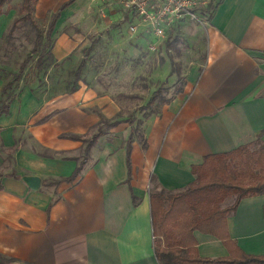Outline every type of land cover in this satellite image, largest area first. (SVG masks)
<instances>
[{
  "label": "crops",
  "instance_id": "1",
  "mask_svg": "<svg viewBox=\"0 0 264 264\" xmlns=\"http://www.w3.org/2000/svg\"><path fill=\"white\" fill-rule=\"evenodd\" d=\"M62 1L41 9L37 0L36 15L51 17ZM214 2L211 10H196L204 26L203 63L189 68L183 87L133 137L129 165L128 132L118 123L115 133L123 134H100L78 175L60 180L83 157L82 142L60 133H86L97 127L98 112L115 114L119 108L109 95L85 85L39 95L26 86L7 99L8 112L0 115V264H159L151 192L181 190L205 154L249 142L264 128V0ZM76 4L60 11L53 29ZM71 36L58 35L57 56L76 45ZM23 174L38 175V188ZM226 224L245 252L264 253V194L242 197ZM193 234L199 255L228 254L218 236Z\"/></svg>",
  "mask_w": 264,
  "mask_h": 264
},
{
  "label": "rangeland",
  "instance_id": "2",
  "mask_svg": "<svg viewBox=\"0 0 264 264\" xmlns=\"http://www.w3.org/2000/svg\"><path fill=\"white\" fill-rule=\"evenodd\" d=\"M59 1L40 0L39 3L41 9H46ZM20 4L21 0H8L4 8L9 10L0 14V107L26 86L39 95H54L85 85L95 95L112 97L118 111L110 117L102 115L110 120H121L119 126H124L128 133L132 129L133 137H138L143 124L163 105V99L171 98L183 87L189 68L204 61L205 36L201 17L181 15L172 18L164 22L162 34L155 37L143 28L136 10L123 0H77L68 17L51 32V54L38 60L41 46L34 41L35 31L27 23L18 21L11 38L5 40L12 20L21 12ZM42 13L36 15L34 11V17L45 31L51 12ZM119 20L121 23L116 24ZM132 23L137 24L136 32L129 29ZM61 32L71 37L74 34L77 41L69 52L57 56L54 47ZM27 54L31 58L18 74ZM82 59L84 66L75 83V70ZM154 91L153 100L147 103ZM116 125H103L101 134H106L107 138L123 134L115 133ZM98 127L97 123V127L82 135L87 139ZM81 144L80 158L85 142ZM232 199L228 196L222 204L230 203Z\"/></svg>",
  "mask_w": 264,
  "mask_h": 264
},
{
  "label": "trees",
  "instance_id": "3",
  "mask_svg": "<svg viewBox=\"0 0 264 264\" xmlns=\"http://www.w3.org/2000/svg\"><path fill=\"white\" fill-rule=\"evenodd\" d=\"M72 1H62L52 12L45 31H42L34 17L37 0H21V12L12 20L5 40L11 38L18 21H23L35 31L34 41L41 46L42 51L39 53L38 60L44 55H50L51 31L55 21L59 17L60 11ZM7 2L8 0H0V14L9 10L8 7L4 8ZM214 5V0H210L206 9L211 10ZM30 58V54L25 56L19 66L18 74L21 73ZM83 65L84 60L82 59L75 70V83L79 79L78 76ZM155 91L147 103L153 100ZM167 101L169 98L163 99V102ZM7 112V105L0 107V115ZM99 116V127L87 139L82 134L75 132L60 133L61 137L85 142L83 157L72 173L60 178V180L71 181L78 175L84 159L89 155L90 147L103 132V125L112 127L121 121L119 119L110 120L102 114ZM132 132L131 129L126 138V161L128 165L133 140ZM263 132L264 128L253 140L230 150L205 154L201 162L191 165V171L195 177L181 190L172 192L161 189L151 192L150 207L154 251L159 264H264V253L245 252L230 238L226 224V217L235 211L242 197L264 194V140L261 138ZM143 145L145 146V143ZM14 146L16 145L9 146L7 149L12 151ZM10 174L18 176L15 171H11ZM228 196L233 198L232 201L222 204ZM195 229L212 233L221 238L228 249V254L214 258L199 255L193 234Z\"/></svg>",
  "mask_w": 264,
  "mask_h": 264
},
{
  "label": "built area",
  "instance_id": "4",
  "mask_svg": "<svg viewBox=\"0 0 264 264\" xmlns=\"http://www.w3.org/2000/svg\"><path fill=\"white\" fill-rule=\"evenodd\" d=\"M122 1V0H121ZM126 5L133 7L155 37L162 34L161 23L171 20L173 16L188 15L196 17V10L206 6L210 0H123ZM131 32L137 31V24L129 25Z\"/></svg>",
  "mask_w": 264,
  "mask_h": 264
},
{
  "label": "water",
  "instance_id": "5",
  "mask_svg": "<svg viewBox=\"0 0 264 264\" xmlns=\"http://www.w3.org/2000/svg\"><path fill=\"white\" fill-rule=\"evenodd\" d=\"M22 179L32 189L38 188L39 183H40V177L36 174H23Z\"/></svg>",
  "mask_w": 264,
  "mask_h": 264
}]
</instances>
